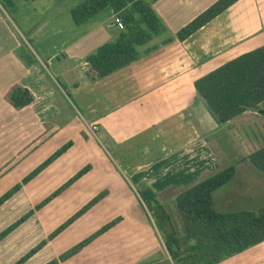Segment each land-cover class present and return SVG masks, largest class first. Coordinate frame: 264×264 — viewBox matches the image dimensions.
Instances as JSON below:
<instances>
[{
    "label": "crops",
    "instance_id": "obj_1",
    "mask_svg": "<svg viewBox=\"0 0 264 264\" xmlns=\"http://www.w3.org/2000/svg\"><path fill=\"white\" fill-rule=\"evenodd\" d=\"M11 1L12 18L0 4V197L71 145L0 204V234L32 211L0 238V264H15L42 241L20 264H45L116 217L114 226L57 264H173L137 189L149 186L174 214L173 199L185 188L234 161L249 168L252 151L231 155L215 134L232 135L237 120L263 123L264 113L245 111L219 126L193 82L264 45V0H238L182 41L177 31L216 0H155L152 9L173 39L154 37L136 60L94 80L83 62L119 31L110 7L75 26L69 11L81 0ZM15 84L32 93L31 104L15 109L8 103L5 94ZM86 165V173L36 208ZM217 264H264V241Z\"/></svg>",
    "mask_w": 264,
    "mask_h": 264
},
{
    "label": "trees",
    "instance_id": "obj_2",
    "mask_svg": "<svg viewBox=\"0 0 264 264\" xmlns=\"http://www.w3.org/2000/svg\"><path fill=\"white\" fill-rule=\"evenodd\" d=\"M33 2L35 0H25ZM155 0H81L73 6L70 18L75 26H80L91 17L110 7L121 19L123 28L108 42L89 53L86 75L89 80L101 78L131 63L140 55L141 47L154 37L164 35L166 29L151 4ZM238 0H216L186 25L180 28L175 37L182 41L196 32L218 14ZM5 9L14 8L11 0H0ZM167 35V34H166ZM165 36L162 42L170 41ZM157 45L144 48L143 53ZM63 89L65 86L58 81ZM196 94L204 101L206 108L221 126L240 116L245 111H261L264 103V45L241 53L223 64L209 70L193 82ZM68 95V94H67ZM5 99L15 109L23 108L34 100L32 93L18 84L5 94ZM264 113V112H263ZM71 141L62 145L34 170L26 175L0 197V204L9 198L45 166L65 152ZM257 170L264 173V144L246 157ZM90 169L86 165L76 172L61 187L36 206L39 208L50 198L60 193L73 181ZM235 175V166L227 165L213 172L178 193L173 199L174 214L168 211L157 199L155 192L147 185L137 189L136 199L143 209L148 223L152 221L159 232L163 244L173 264H217L264 241V207L257 210H236L219 212L215 209L213 192L228 183ZM105 192L94 196L50 235L52 238L67 225L97 203ZM24 218L16 221L0 234L4 236ZM121 217H116L101 226L94 233L78 242L65 252L45 264H57L76 254L94 238L114 226ZM177 219V221L175 220ZM45 241H42L15 264H20L31 256Z\"/></svg>",
    "mask_w": 264,
    "mask_h": 264
},
{
    "label": "rangeland",
    "instance_id": "obj_3",
    "mask_svg": "<svg viewBox=\"0 0 264 264\" xmlns=\"http://www.w3.org/2000/svg\"><path fill=\"white\" fill-rule=\"evenodd\" d=\"M5 10L12 18L11 9L7 8ZM29 43L32 44L31 41ZM68 97L77 110L83 114L73 96L68 94ZM260 107L264 112V103ZM215 138L221 144L222 150L234 153H227V155H237L236 157H238L264 144V122L258 123L250 119L237 120L232 135H229L228 131L223 129L215 134ZM216 148L220 152V149ZM232 164L237 169L236 174L228 183L213 192L215 209L219 212H230L243 209L257 210L264 207V173L251 164L249 168H242L241 165L238 166V163L235 165V161ZM17 191L18 189L13 194ZM167 208H169L168 203ZM31 213L32 211L29 210L21 218H25ZM175 220L177 221V219Z\"/></svg>",
    "mask_w": 264,
    "mask_h": 264
},
{
    "label": "built area",
    "instance_id": "obj_4",
    "mask_svg": "<svg viewBox=\"0 0 264 264\" xmlns=\"http://www.w3.org/2000/svg\"><path fill=\"white\" fill-rule=\"evenodd\" d=\"M111 25L117 27L118 29H122L123 28V24L121 22V19L118 16H116V15L114 16ZM50 63H51L50 60H48L47 64L49 65ZM83 66L84 67H88L86 61L83 62ZM95 129H96V126H92V131H94Z\"/></svg>",
    "mask_w": 264,
    "mask_h": 264
}]
</instances>
